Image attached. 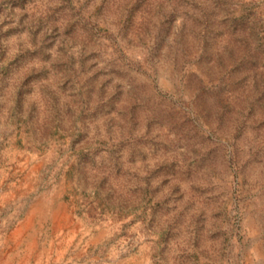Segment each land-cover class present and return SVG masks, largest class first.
Segmentation results:
<instances>
[{"label":"rangeland","instance_id":"obj_1","mask_svg":"<svg viewBox=\"0 0 264 264\" xmlns=\"http://www.w3.org/2000/svg\"><path fill=\"white\" fill-rule=\"evenodd\" d=\"M154 8L162 18L148 43L140 32L151 35L150 21L137 19ZM262 11L264 0H0V246L15 234L19 264H264ZM106 12L121 14L111 34L121 56L100 67L103 55L93 50L55 64L65 72L61 108L43 83L50 50L58 42L65 50L69 40L74 46L84 34L98 38L106 30L92 17ZM133 33L148 48L143 62L122 50L136 43ZM37 89L56 108L57 128L79 108L66 171L56 170L55 155L64 136L50 143L40 135ZM126 95L135 101L127 123L106 119L109 139L93 146L89 124L110 117ZM143 123L155 134L137 136ZM180 149L183 164L148 168L150 157ZM181 205L176 221L142 250L131 231L137 220L151 233ZM180 224L193 250L173 256Z\"/></svg>","mask_w":264,"mask_h":264},{"label":"clouds","instance_id":"obj_2","mask_svg":"<svg viewBox=\"0 0 264 264\" xmlns=\"http://www.w3.org/2000/svg\"><path fill=\"white\" fill-rule=\"evenodd\" d=\"M96 6V4L90 5L84 10V15L91 16L95 11ZM77 7L79 8L80 5L78 4ZM165 10L168 9L166 8ZM261 15H264V11L261 12ZM92 18L98 21L102 29L106 30L98 38L90 40L89 37L84 34L77 38V42L74 43V46H71L73 45V41L69 40L68 45L64 46L65 50H61V45L59 42L50 50L52 52V59L46 62V66L48 67V69H50V74L48 79L44 80L43 83L47 85L48 88H50V90L54 92L56 96L60 97L59 106L61 108L64 106V100L66 99L60 87L63 84L65 72L55 68V64L69 61L72 57L78 59L82 54H87V52H91L93 50H99L103 55V60L99 65L100 67H103L104 62L121 56V45L114 43L111 39V34L116 33L118 30V23L120 21L121 14L106 12L103 16H93ZM161 18L162 16L158 14L157 10L154 8L151 13H145L144 17L137 19L138 24H143L146 21H150L149 27L152 28L151 35L145 33L144 31L140 32V35L144 36L145 40H147L148 43H151V36H154L156 32V28L154 25L158 24ZM180 24L181 20H177L173 37H170V42L174 43L175 34L178 33ZM132 39H134L136 43L131 47H123L122 50L124 53H126L127 58L132 62H143L148 54V48L145 46V44L140 42V36L136 35L135 33L132 34ZM121 44H126V42L122 41ZM85 45H87V50L86 52L82 53V50L85 49ZM37 67L39 68L41 67V65L38 64ZM79 67L80 65L79 63H77L76 68L78 69ZM88 75H92V73H88ZM17 83L18 81L14 79L13 86L9 89L10 96H14L16 90L15 85ZM32 99L40 101V108L44 110V116L41 119V137L45 140H48L50 143H54L58 139L59 135L64 136V139L59 141L58 145V147H62L63 153L61 154L59 151H57L55 155L58 157L56 170L58 171L61 167H63L66 171L67 168L71 165L72 161L75 159V156L72 154L71 150V134L75 132L78 127H80V121L77 119V116L79 115V108H77L76 115L70 116L66 119L65 126L63 128H57L56 122L54 120L56 108L51 104L47 106L45 105L43 95L39 91V89H37L36 93H34ZM105 99H108V97L106 96ZM13 102V100H9L10 104ZM134 102L135 101L131 96L126 95L116 103V108L111 113L110 117L100 119L94 123L89 124V128L91 130L89 134V140L92 142L93 146H97L98 142L101 140L109 139V132L107 124L105 123L106 119H115L120 124L127 123L125 114ZM11 127H14V125H12ZM116 131L119 132V129H116ZM154 134V132H149L146 123H143L136 132L137 136H149ZM80 146L81 145H78L77 147L79 148ZM184 151L185 149H180L175 153H159L154 157H150L146 164L148 168L155 167L157 164L171 160H178L181 164H183L184 158L181 153H183ZM46 155L48 156L49 161L51 162L53 153L51 151H48ZM144 174L145 172L141 171V175ZM61 180H63V177H61ZM88 191L90 193H94L95 189L94 187L90 186L88 188ZM142 210L143 209H140L139 211ZM182 210L183 206L181 205L172 212H169L166 216L159 218V221L154 231L148 234H144L140 231L142 222L137 220L136 224L133 226L131 231L137 232L138 240L144 242L142 250L150 249L151 243L159 239L161 231L167 229L170 224L176 221L177 217L180 215ZM137 214L138 213L134 212L132 216H129L126 219L132 220ZM81 223H83V221H81ZM121 223H123V221ZM99 226L100 225H96V227ZM115 227L118 229L119 224H117ZM179 229L182 230V235L180 237L179 246L173 245V256H179L182 252H191L193 250L190 244L188 243L187 225L180 224ZM81 230L85 232V235L91 232V228H89L87 225H85L84 228H82ZM109 235H111V231H109ZM20 243L21 242L19 241L18 237L15 236V234L12 238H8L7 235H5V238L2 242V246H0V256H3L4 259L0 261V264H19L17 258L21 256L22 251V249L20 248ZM66 250L67 249H65V251ZM85 264H87V262H85ZM143 264H152V261L151 259H145Z\"/></svg>","mask_w":264,"mask_h":264},{"label":"bare ground","instance_id":"obj_3","mask_svg":"<svg viewBox=\"0 0 264 264\" xmlns=\"http://www.w3.org/2000/svg\"><path fill=\"white\" fill-rule=\"evenodd\" d=\"M27 165V164H26ZM28 166V165H27ZM16 168V167H15ZM17 170V169H16ZM23 170H25V169H23ZM29 170V169H28ZM34 172H36V171H34ZM11 174V173H10ZM27 174V173H26ZM25 174V175H26ZM20 175V174H19ZM22 175V174H21ZM15 176V175H14ZM22 178V177H21ZM32 179V178H31ZM11 180H12V178H11ZM9 181V180H8ZM4 182V181H3ZM14 183V182H13ZM6 186V185H5ZM8 186V185H7ZM15 186V185H14ZM25 186V185H24ZM22 187V186H21ZM7 189V188H6ZM4 191V190H3ZM37 200V199H36ZM37 202V201H36ZM39 203H40V201H39ZM36 205V204H35ZM29 224V223H28ZM22 225V224H21ZM38 242V241H37ZM38 243H40V242H38ZM38 245V244H37ZM51 249V248H50ZM51 253V252H50ZM42 254V253H41ZM64 256V255H63ZM71 259V258H70ZM69 261V260H68ZM68 263V262H67ZM105 264V263H104Z\"/></svg>","mask_w":264,"mask_h":264}]
</instances>
